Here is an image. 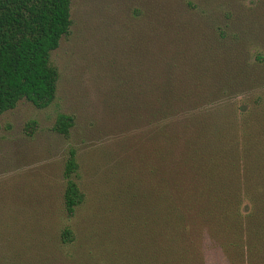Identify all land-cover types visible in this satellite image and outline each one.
<instances>
[{
  "label": "trees",
  "instance_id": "trees-1",
  "mask_svg": "<svg viewBox=\"0 0 264 264\" xmlns=\"http://www.w3.org/2000/svg\"><path fill=\"white\" fill-rule=\"evenodd\" d=\"M140 2L96 42L119 48L95 81L107 120L122 117L131 140L100 144L89 178L70 146L58 190L47 174L20 189L10 178L0 264H264V48L251 60L248 45L264 33L263 20L248 24L264 19V0L246 13ZM71 25L70 0H0V115L20 100L51 104V53ZM76 125L58 112L51 130L67 137Z\"/></svg>",
  "mask_w": 264,
  "mask_h": 264
},
{
  "label": "rangeland",
  "instance_id": "rangeland-1",
  "mask_svg": "<svg viewBox=\"0 0 264 264\" xmlns=\"http://www.w3.org/2000/svg\"><path fill=\"white\" fill-rule=\"evenodd\" d=\"M191 1L196 5L202 2ZM254 1L210 0L212 5L206 7L212 9L216 5L229 8L236 3L246 13L245 8L252 7ZM139 3L140 0H70L72 25L50 57L59 73L54 100L45 108H36L28 101L20 100L13 109L0 115V198H3L9 186L6 182H10V178H13L14 188L20 189L23 186L29 187L38 175L47 174L53 180L55 189H60L62 163L70 146L76 149L81 170L87 172L89 178L91 167L99 166L100 163L97 155L100 144L106 147L111 139L131 140L132 132L124 127L122 117H117L120 121L113 124L107 120L109 117L102 103L104 87L95 81L102 72L110 73L109 63H112V58L119 60V48L116 47L115 38L105 36L111 42L104 49L114 48L117 54L115 51L105 53L103 50L101 53L96 42L102 37L99 30L109 22L114 24V19L128 14ZM248 20V24L258 27L253 29L255 31L262 29V20L264 26L262 15L257 17L259 22L252 23L254 19L249 17ZM251 40L248 45L252 60V48H264V33ZM58 112H72L76 115L77 125L67 137L51 130ZM87 121L97 124L98 129H86ZM28 123L33 125L31 135L26 132L25 126ZM106 125L108 128L104 129ZM138 138L136 133L135 142ZM110 149L112 151L113 146Z\"/></svg>",
  "mask_w": 264,
  "mask_h": 264
}]
</instances>
